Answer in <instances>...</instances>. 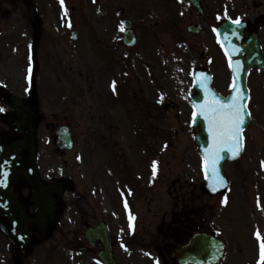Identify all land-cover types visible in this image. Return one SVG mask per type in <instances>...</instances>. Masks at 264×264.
Masks as SVG:
<instances>
[{
  "label": "rangeland",
  "instance_id": "rangeland-1",
  "mask_svg": "<svg viewBox=\"0 0 264 264\" xmlns=\"http://www.w3.org/2000/svg\"><path fill=\"white\" fill-rule=\"evenodd\" d=\"M89 1L91 0L63 1L59 5L60 16L57 6L60 0H38V16L44 22L43 27L47 31L48 40L41 48L38 46L40 65L34 77L31 73L30 59L27 57L28 41L16 31L27 28L26 22L22 24L13 14L6 17V25L4 21L3 23L0 21V26L6 28L0 36V89L4 88L15 96L30 101L32 96L29 85L32 79L34 80L38 93L37 142L40 174L48 182L68 179L74 185V190L60 208V222L53 236L37 243L32 254L23 264H82L85 262L83 258L86 259L89 255H80L76 250L84 246L82 236L85 222L92 225L93 220H98L99 217L112 219L109 225L113 228L114 248L120 264H150V261L147 262L138 253L139 248L136 243L130 241L131 243L128 244L120 238L118 228H126L128 224L134 222L138 224L143 218L142 215L136 218L137 213L132 207L136 198L147 191L148 178L155 173L160 164L157 157L159 159L161 157V179L153 192L155 194L153 197L158 198L156 202L163 205V210L170 203L169 190H172L173 194L177 193L182 183L190 187L192 181L197 184L196 189L201 182L199 174H191L193 162L191 153L189 150L184 151L190 135L187 133L190 130L189 119L181 122L184 112L179 111V116L166 115L160 126L162 132L159 134L163 137L161 141L158 139V133H154L153 138H148L150 134L145 135L144 129L141 128L147 124L142 120L138 121L139 125L135 123L136 118L135 122L127 121V104L125 100L120 99L117 112L119 119L122 120L118 122V128H121L118 133L116 132L117 136L110 128H105L107 126L105 122L110 123L107 108H116L113 103H109L106 107L100 105L98 74L102 71L110 72V67L107 66L110 60L105 58L104 51L94 43L89 44L82 38L79 42L71 41V33L77 30L79 36L88 37L91 28L95 34H98V29L100 33L108 28L118 27L121 30L122 19L117 15V11L124 8L126 10L124 16L138 25L141 41L137 56L119 49L118 67L114 69V74L119 76L120 81L123 79L125 81L122 67L123 64L129 63V67L133 69L131 75H135L134 83L139 85L138 90L143 89L141 94L144 97L149 93L151 102H156L158 99L156 90L165 86L166 103H177L179 100L181 103H188L187 87L190 82L189 73L193 67H188L182 61L188 63L193 60L192 56L180 50L178 39L174 38L172 29L165 33L161 32L160 13L158 8L157 11L153 10L151 4L140 6L138 0H120L118 3L100 0L95 2L94 6ZM32 26L34 20L30 28ZM79 44L85 45L84 50H80ZM46 50L48 54L45 56ZM143 57L145 60L148 59L146 63L149 64L150 76L142 65ZM102 91L106 92L104 88ZM101 101L105 102V99ZM0 106L5 109L0 115H8L10 108L3 102L1 95ZM184 107L181 106L183 110ZM98 115L105 117V122L100 123ZM148 125L153 126L152 123ZM60 126H69L72 129L75 147L71 152H59L53 142L55 132ZM0 128L7 129L2 122ZM163 144L166 145V149ZM246 164L247 161L243 163ZM246 172L252 176L249 170ZM238 177L239 175L236 174V180ZM254 183L255 181L247 185L250 196H253L252 193L256 190ZM263 190L260 186L259 192L262 195H264ZM243 193V190H237V195L241 199L247 197ZM211 201L215 205L214 227L223 230L225 238L232 235L235 227H241V224L249 218L245 206L230 207L236 213L234 227L232 224L234 218H229L227 213H224L222 205L219 206V199ZM102 209L105 212H102ZM110 210L116 214L117 220ZM229 223L230 227L226 234V224L228 226ZM64 235H66L65 240ZM126 236L127 233L122 235L124 238ZM149 240L152 239L147 238V241ZM230 245V250L235 252L233 244ZM73 246L76 248L69 252L68 248L71 249ZM126 249L131 250L126 252ZM52 251L56 255L51 254ZM43 253L47 254L43 257ZM1 256L5 258L6 264H9L10 259L15 256V251L2 233H0V259ZM67 257L70 259L67 260ZM92 263L93 261L89 259L85 264ZM223 264H226V261Z\"/></svg>",
  "mask_w": 264,
  "mask_h": 264
},
{
  "label": "flooded vegetation",
  "instance_id": "flooded-vegetation-1",
  "mask_svg": "<svg viewBox=\"0 0 264 264\" xmlns=\"http://www.w3.org/2000/svg\"><path fill=\"white\" fill-rule=\"evenodd\" d=\"M6 5L7 0H0V15L7 13ZM175 14L179 21L181 43L187 44L192 51L194 49L201 51L207 49L211 58L214 57L215 60H219L221 57L223 63L226 64V93L231 86L230 74L227 70L228 59L216 38L217 28L226 21H242L245 23V41L256 36L259 48L264 54V0H201L196 8L189 6L187 0H178ZM192 27H196L197 32H199V40L195 39L191 33ZM257 58L255 51L244 54L245 61H256ZM201 61L203 62L202 58ZM248 85L250 99L253 100L251 106H256L264 96V75L255 67L249 72ZM254 116L260 123L261 114L255 113ZM256 137L258 138L256 140L257 147L260 149L257 151L258 157L264 161V145L261 134L257 133ZM199 221V210L196 203L191 208L182 205L180 209L163 216V224L158 226V231L162 234V246L159 248V253L165 264H174L172 254L178 248V244H182L200 231L210 232L208 228L204 230ZM262 234L264 237V230ZM258 254L260 253H254L255 257Z\"/></svg>",
  "mask_w": 264,
  "mask_h": 264
},
{
  "label": "water",
  "instance_id": "water-1",
  "mask_svg": "<svg viewBox=\"0 0 264 264\" xmlns=\"http://www.w3.org/2000/svg\"><path fill=\"white\" fill-rule=\"evenodd\" d=\"M4 97L13 104L16 117L14 119L9 120V122L17 129L19 133L22 134V140L17 141L15 144L11 146H4L0 143L1 149L4 151L2 157L0 158V163L2 164L5 160L9 162V156L14 155L18 158L16 161H12L13 164L16 162L18 167L21 168V171L15 175V169L7 166L8 163H4L3 173L0 168V181L5 180V172L10 171L9 181H12L13 176L17 179V181H26L30 184L34 190V201L36 209L38 210V222L30 224L27 222L26 214L21 213V211L16 212V216H22L23 221L18 218L17 227L15 228V234H12V239L15 240L17 234L21 235L19 240L21 245H23L26 249H28L32 243V234L31 227H35V231L45 232L47 225V221L50 223L54 222L55 218V210L47 204H43L45 199V195L54 193L53 190L44 186L40 183L37 175L36 164H35V122L36 116L32 114L33 110L29 107H24L21 101L13 100L7 94L4 93ZM33 109V108H32ZM61 143H65V146H70V137L68 133L60 134ZM6 150L9 152L6 153ZM211 165V163H210ZM31 172L32 173H28ZM218 170L216 171V173ZM213 173V172H212ZM214 174V173H213ZM17 176V177H16ZM214 180V185L218 184V181L215 177H209ZM211 186V187H212ZM3 196H10L8 190L3 192ZM2 202V200H1ZM39 212L44 213L43 218L41 219ZM44 224V225H43ZM26 245V246H25ZM222 251V246L213 238H208L206 236H197L190 247L179 253L180 262H185L186 264H190L193 262H197V264H214L217 262L219 255Z\"/></svg>",
  "mask_w": 264,
  "mask_h": 264
},
{
  "label": "snow or ice",
  "instance_id": "snow-or-ice-1",
  "mask_svg": "<svg viewBox=\"0 0 264 264\" xmlns=\"http://www.w3.org/2000/svg\"><path fill=\"white\" fill-rule=\"evenodd\" d=\"M61 3H63V0H61ZM236 23L239 24L240 21L237 20ZM115 85L116 82L114 81L113 91H116ZM3 111H5V109L2 106H0V112ZM201 111L204 112L205 110L202 108ZM245 111L246 109L243 107V104L237 101L236 103L230 105L227 109H225L223 106L216 107L213 108L209 114L205 115V118L209 119L214 129H216L218 139L229 140L235 146V150L237 152L240 151L241 128L242 125L244 124L242 113ZM248 115H251V113L249 112ZM262 165H264V161H262ZM215 168H216V157L213 154L211 158V169L213 173H215ZM219 183H223L222 178L219 180ZM0 184H3V181H0ZM256 235L257 238L261 240L259 264H264V238H261L259 232H257Z\"/></svg>",
  "mask_w": 264,
  "mask_h": 264
}]
</instances>
